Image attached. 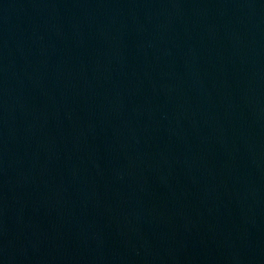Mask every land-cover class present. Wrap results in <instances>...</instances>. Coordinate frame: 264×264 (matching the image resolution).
<instances>
[{"label": "water", "instance_id": "1", "mask_svg": "<svg viewBox=\"0 0 264 264\" xmlns=\"http://www.w3.org/2000/svg\"><path fill=\"white\" fill-rule=\"evenodd\" d=\"M0 264H264V0H0Z\"/></svg>", "mask_w": 264, "mask_h": 264}]
</instances>
